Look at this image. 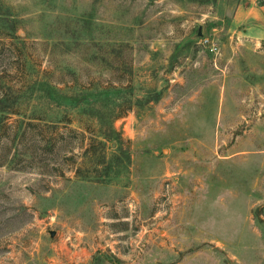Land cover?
I'll use <instances>...</instances> for the list:
<instances>
[{"label": "rangeland", "instance_id": "374dc122", "mask_svg": "<svg viewBox=\"0 0 264 264\" xmlns=\"http://www.w3.org/2000/svg\"><path fill=\"white\" fill-rule=\"evenodd\" d=\"M0 99V264H264V0H0Z\"/></svg>", "mask_w": 264, "mask_h": 264}, {"label": "trees", "instance_id": "16d2710c", "mask_svg": "<svg viewBox=\"0 0 264 264\" xmlns=\"http://www.w3.org/2000/svg\"><path fill=\"white\" fill-rule=\"evenodd\" d=\"M72 36L65 34L63 43H65L66 49L70 47V38ZM45 86L48 89L50 88V84L47 80H45ZM129 87V86H128ZM50 90L48 91V95L46 100L50 101L51 103H56V107H62L65 110L71 109H80V111L87 113V112H94L95 114H88L92 116L98 123V130H99V139L96 140L94 143V151L96 145H104L105 142H113L116 139V134L113 129V121L120 117V85H109L107 87H93L91 90H86V92L81 91L82 98L76 97V94H72V90L64 91L63 89H57L56 91L59 92V96L56 97L55 94ZM52 92V93H51ZM3 99H0V112L4 111V108H1V103ZM110 101H113L115 104L111 106L109 104ZM128 104H124L127 109H131V100ZM116 111V112H114ZM15 112L5 111V114H14ZM114 113V114H113ZM49 127H52L51 125ZM14 141V137L12 139V143ZM104 148V147H103Z\"/></svg>", "mask_w": 264, "mask_h": 264}]
</instances>
